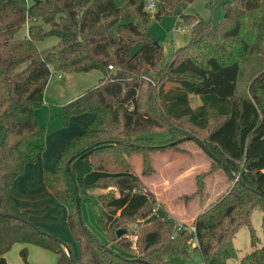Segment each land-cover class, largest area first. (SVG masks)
Instances as JSON below:
<instances>
[{
	"label": "trees",
	"instance_id": "obj_1",
	"mask_svg": "<svg viewBox=\"0 0 264 264\" xmlns=\"http://www.w3.org/2000/svg\"><path fill=\"white\" fill-rule=\"evenodd\" d=\"M157 1L159 18L193 0ZM224 11L214 25L180 12L192 25L191 39L167 61L149 31L144 0H0V264H8L6 254L16 244H23L20 254L26 264H31L29 245L58 255L56 264H185L170 257L189 256L192 240L206 264H264V243L254 229L250 252L239 258L234 245L254 209L264 212V69L252 80L248 95L237 93L242 64L264 44V0H226ZM24 26L28 32L21 36ZM49 36L58 37V43L39 49L38 42ZM53 70L102 74L96 86L64 105L66 120L84 112L95 116L64 148L54 169L43 172L47 187L69 208L78 258L66 240L38 226L11 195L26 165L46 148L38 109ZM151 76L154 86L147 81ZM191 95L201 101L195 108ZM212 114L219 121L210 128ZM184 119L208 132L207 137L175 136L177 122ZM153 130H167L173 137L167 144L155 143L147 137ZM191 140L236 182L191 225L179 228L163 204L155 207L159 201L142 177L156 173L153 153ZM135 154L142 175L132 163ZM79 158L89 159L101 175L91 183L77 181L71 166ZM198 176V189L185 195L186 201L204 188ZM94 190L102 191L95 196ZM82 202L100 204L105 238L85 225ZM157 209L166 218L151 221ZM134 224L136 243L131 238ZM119 228L128 231L118 237ZM135 249L138 253L129 255Z\"/></svg>",
	"mask_w": 264,
	"mask_h": 264
},
{
	"label": "rangeland",
	"instance_id": "obj_2",
	"mask_svg": "<svg viewBox=\"0 0 264 264\" xmlns=\"http://www.w3.org/2000/svg\"><path fill=\"white\" fill-rule=\"evenodd\" d=\"M27 1L29 3H33L35 0ZM225 1L226 0L183 1L181 3V7H177L174 13L163 15L159 18L155 15L159 10V4L153 11H149L148 13L150 14V19L148 28L153 40L158 41L159 45L162 47L165 59L167 61L171 60L174 51L177 48L188 44L191 39L192 25L185 23V21L180 18V12L184 14H196L201 19H204L214 25L224 18ZM193 22L194 21L191 20L192 24ZM112 33L117 35L115 28L112 29ZM26 34L27 27L24 26L20 30L19 35L24 36ZM58 41V37L49 36L38 42L37 45L39 49H46L57 44ZM138 48L139 46L136 45L133 52H136ZM263 69L264 44L262 45V49L259 53L250 56L242 64L237 83V93L240 95H248L249 85L255 76ZM101 76L102 74L98 70L72 73L53 70L46 87L44 102L38 109L40 123L46 127V145L48 146V151H52L56 147V144L58 143V139L56 137L62 139H72L86 130L88 124L92 120V114L90 112H84L73 115L70 119L66 120L64 117L63 107L70 98L75 97L74 99H76L89 89L96 86L99 83ZM147 81L151 82L153 86L157 83L154 76L147 78ZM171 85L172 84L168 83L167 87H170ZM200 103L201 101L199 96L191 95V105L194 108ZM218 121L219 120L215 114H212L210 128H212ZM177 124L178 126H175L178 129V133L175 136L186 132L190 135L200 137L201 141L207 137L208 132L195 128L190 125L186 119L177 122ZM3 137L4 133H1L0 143L3 140ZM147 137H151L155 143L167 144L173 136H171L167 130H153ZM179 143L180 148L166 151H173L168 154L167 162L166 156L163 157V159H161V156L156 158L157 165L154 164L156 173L146 177L157 176L144 181V183L152 192H154L157 200L159 201L155 207L159 208V203L163 204V202H165L171 209H173L177 215L176 218H190L199 206L202 209H207L222 199L228 189L234 186L236 180L231 178L228 172L221 168L220 165H218V163L207 154L199 143L192 140L182 141ZM156 154H158V152L153 153L152 155ZM189 154H191L192 157L196 156L195 159L190 160ZM132 163L135 166L136 172L139 175H142L141 159L137 154H135V158L132 159ZM193 163H195L196 169L190 171V166ZM71 167L75 172L77 181L79 182L83 181L85 183H91L98 177L91 167L90 160L87 158H80L76 160L72 163ZM210 169L213 170L212 173L206 174ZM197 176L199 177L200 183L203 181L204 188L202 192L186 201L184 196L192 195L198 189L196 186ZM101 191L102 190H94L95 196ZM114 191L116 195H118V192L116 190ZM157 195L160 196L163 202L158 199ZM61 203L68 207L64 202L61 201ZM184 203L187 204V206ZM163 205L165 206V204ZM81 210L82 217L87 228L98 238H105V230L99 222V218L102 213L100 204L82 202ZM157 215L154 212V214L151 215L150 220L153 221L154 219H157ZM168 216L172 217L171 212H169ZM56 217L61 228H59V232H61L62 239L69 243L72 253L76 256V258H78L80 253L79 245L73 237L72 232L70 234L69 227L65 224L61 210L57 213ZM159 217H162L160 213ZM162 218L166 217L164 216ZM177 223L180 225L183 223L191 225L192 221L186 222L179 220ZM252 229H254L255 234L259 237V241L264 243V212L260 207L254 209L250 224L243 226L234 238V245L238 251L239 258L253 249ZM196 246V240H192V249L189 256L170 257L171 260L173 262L178 261L185 264H204L202 251L197 249ZM138 248L139 247H137V249ZM137 249L133 250V252H129V255H136L138 253Z\"/></svg>",
	"mask_w": 264,
	"mask_h": 264
},
{
	"label": "crops",
	"instance_id": "obj_3",
	"mask_svg": "<svg viewBox=\"0 0 264 264\" xmlns=\"http://www.w3.org/2000/svg\"><path fill=\"white\" fill-rule=\"evenodd\" d=\"M27 32H28V27H27ZM74 98L75 97L70 98L67 101L69 102L73 100ZM90 113L92 114V120H93L95 115L92 112ZM56 138L58 139L57 141L58 143L56 144V147L52 151H48V146L46 145L45 150L39 154L37 161L26 165L24 173L15 181V184L13 185L11 189V195L17 207L21 211L27 213L29 217L38 226L62 238L61 232H59L61 228L59 226V221L57 220L56 215L61 210L64 220H65V224L68 225L69 210H68V207H66L63 203H61V200L55 197V195L47 187V185L45 184L44 178H43V172L45 169H54L56 161L58 160L64 148L71 141H73L76 137H73L72 139L70 138L62 139L58 137ZM191 151L195 153L193 150ZM170 152H173V151L159 152L158 154L153 155L154 164L157 165L156 158L160 156H161V159H163V157L166 156V162H167L168 154H170ZM189 157H190V160L191 159L194 160L196 156L192 157V155L189 154ZM133 158H135V156ZM195 167L196 165L195 163H193L190 166L191 168L190 171L195 170L196 169ZM94 171L98 175V177L101 175V172L96 171V170ZM156 176L157 175H155L154 177ZM154 177H142V178L144 181H147L148 179H151ZM157 197L161 202H163L160 196L157 195ZM163 204H165V207L167 208V210L171 212L172 217H174L178 221L180 220V221H186V222H190V221L193 222L196 216L201 211L205 210L199 206L196 212L193 213L190 218H176L177 215L175 214L173 209H171L169 205H167L165 202H163ZM185 205L187 206V204ZM159 213L162 217L165 216V213L161 209L156 210L155 214L156 215L158 214L157 217H159ZM69 232L71 234L70 228H69ZM22 247H23V244H16L11 249V251H9L6 254L8 264H26L20 254ZM28 248H29L28 259L31 264H56L58 261V255H56L55 253H52L49 250L43 249L35 245H29Z\"/></svg>",
	"mask_w": 264,
	"mask_h": 264
},
{
	"label": "built area",
	"instance_id": "obj_4",
	"mask_svg": "<svg viewBox=\"0 0 264 264\" xmlns=\"http://www.w3.org/2000/svg\"><path fill=\"white\" fill-rule=\"evenodd\" d=\"M145 1V6H146V9L148 11H153L156 7H157V3L158 1L157 0H144ZM110 68L112 69L113 66L110 65ZM182 225L179 226V228H181ZM191 229L192 230H196L194 226H191ZM133 230H134V233L131 235V238L133 239V242L136 243L137 239H138V224H134L133 225ZM206 264V263H204Z\"/></svg>",
	"mask_w": 264,
	"mask_h": 264
},
{
	"label": "water",
	"instance_id": "obj_5",
	"mask_svg": "<svg viewBox=\"0 0 264 264\" xmlns=\"http://www.w3.org/2000/svg\"><path fill=\"white\" fill-rule=\"evenodd\" d=\"M156 43H158L157 41H155ZM78 191V190H77ZM127 231H128V229L127 228H119L118 230H117V236L118 237H122L123 235H125L126 233H127ZM63 243H65L64 241H63ZM67 250H68V248H67ZM69 251V250H68Z\"/></svg>",
	"mask_w": 264,
	"mask_h": 264
}]
</instances>
